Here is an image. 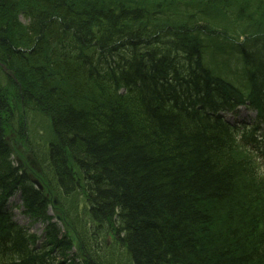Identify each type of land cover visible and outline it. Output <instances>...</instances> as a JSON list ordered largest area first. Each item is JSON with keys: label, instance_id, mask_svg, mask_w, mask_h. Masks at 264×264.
I'll return each instance as SVG.
<instances>
[{"label": "trees", "instance_id": "trees-1", "mask_svg": "<svg viewBox=\"0 0 264 264\" xmlns=\"http://www.w3.org/2000/svg\"><path fill=\"white\" fill-rule=\"evenodd\" d=\"M3 3L0 0V37L8 39L22 62L12 71L17 80L10 78L16 98L7 89L0 91V120L13 122L23 104L52 119L57 136L53 147L69 141L87 164L81 163V170L73 169L70 175L63 170V156L51 159L48 171L61 189L71 192L88 172L97 173L98 183L91 185L90 194L75 191L85 196L91 222L97 225L85 244L89 256L97 258V264L107 262L99 237L113 231L138 264H264V176L253 154L242 150L222 121L198 116L205 105L246 100L264 121V52L252 48L255 38L251 37L264 33V0ZM92 24L101 28L97 37L90 36ZM64 36L71 41L73 66L61 57ZM178 39H186L190 51L183 54ZM116 43L128 59L122 58L118 69L136 58L143 66L142 56L156 48L175 62L169 75L185 69L183 87L201 75L205 83L209 80L212 92L195 81L207 89L196 91L197 97L194 92L177 98L167 108L168 116H154L151 122L141 111L142 93L123 85L127 90L119 93L116 101L121 107L115 110L112 91L91 83L89 64L96 63L97 46ZM259 44H264V37ZM231 57H236V64ZM4 63L10 66L9 59ZM24 69L27 86L19 89L18 77L24 79ZM101 74L105 78L108 73ZM188 127L204 132L194 134ZM256 155L264 158V148ZM233 199L239 201L237 209ZM247 202L257 216L258 236L238 239L236 214ZM95 207L105 214H98ZM110 211L129 227L126 236L120 219H107ZM245 232L246 227L239 235Z\"/></svg>", "mask_w": 264, "mask_h": 264}, {"label": "bare ground", "instance_id": "bare-ground-1", "mask_svg": "<svg viewBox=\"0 0 264 264\" xmlns=\"http://www.w3.org/2000/svg\"><path fill=\"white\" fill-rule=\"evenodd\" d=\"M4 1L3 5H6L14 0H1ZM99 12V11H98ZM101 28L96 27L92 24L90 36H99V30ZM65 42L63 53L61 56L63 60L73 66V62L70 60L73 57L72 53L73 50L70 48L71 41L68 37H63ZM7 44V45H6ZM63 45V44H62ZM117 45V43H116ZM0 62H4V60H10V66L8 67L9 73L4 75L5 80L11 84L10 78L13 80H17L14 76L16 65L18 62H22L21 56H14V48L8 42V39L0 37ZM7 46V48H6ZM109 46V45H108ZM114 47L110 45L108 48ZM113 53H108V58L113 61L115 64L112 65V72H109L105 78H103L99 71V64L98 63H90L89 70L91 74V83L93 82L95 88H104L107 86L111 91V102L114 104V109L117 110L121 107V103L116 101V98L119 99V89L124 85L128 86L132 91L141 92L142 97L144 99V105L142 106L143 109L141 110L144 115H146L149 120L152 122L154 116L160 115L168 116L167 108L170 106L172 102H174L177 98H186L192 95L196 91L209 89L211 91V86L209 80H203L201 75L198 77H194L193 82L189 80L190 85L187 87L182 86V79L185 78L186 71L184 68L178 69L174 75H169L172 69L175 68V62L170 60L167 57H163V55L156 49L152 48L148 53H145L142 57H144L145 63H148L149 66L145 67V63L142 66V62L131 61L125 65V67H119L121 70L120 73H115L118 70L117 64H121L120 62L116 63L113 60ZM113 55V56H112ZM123 64V63H122ZM152 65V69L150 71V66ZM13 71V72H12ZM24 79L18 77V88L23 89L27 86V81L25 80L26 70L24 69ZM147 73V74H146ZM90 80V79H89ZM117 81V84H116ZM120 81V85L118 84ZM166 81V84H165ZM195 81H199L201 83H205L206 87L203 84L196 83ZM88 89V88H87ZM84 89L83 93L86 95L88 90ZM97 93L94 88L90 87V91ZM212 92V91H211ZM88 97V96H87ZM89 98L92 100H97L95 97L89 94ZM0 101H3V98L0 96ZM13 109V107H12ZM159 112V113H157ZM110 115H113L112 112L109 111ZM17 118V116H16ZM170 118V117H168ZM160 120V119H159ZM172 121V119H170ZM178 121L177 119H175ZM158 119L155 121L157 123ZM174 121V120H173ZM175 122V121H174ZM1 125V120H0ZM185 125V124H184ZM191 133L198 134L204 131H200L191 127H188ZM208 134V132H205ZM0 147H4L2 141V135H0ZM65 159V166L63 168L66 174H72L73 169L77 166H80L81 163L87 166L86 162L83 160V157L80 155L78 151L70 144L69 141L64 144L63 142L58 143L53 147L49 154V158L55 159L59 158ZM4 157V156H0ZM5 158V157H4ZM49 160V161H50ZM73 164V167L70 166ZM0 165L3 167H7L3 163L0 162ZM92 167V166H91ZM86 179L84 181H80V184L74 186L72 191L79 190L86 194L91 193V185H96L98 183V175L95 171H90L87 173ZM72 184V183H71ZM236 184V183H235ZM231 190H233L231 188ZM245 207H243L242 212L236 214V222L239 225L240 230L235 229V236L240 239L242 237L250 238L249 235H252L253 239L258 236V228H257V216L253 215L250 212V204L244 203ZM232 206L237 209L239 206L238 199H233ZM97 213L105 214L101 212L98 207H95ZM231 210V209H230ZM113 214H108V220L120 219V225L123 230L124 236H126V232H129V227L125 225L122 221L123 218L117 215V212L110 211ZM9 213L8 207L5 202H0V238L4 241L2 243L3 250L5 252L6 258L1 261V264H14L12 257L14 254V249L11 247L13 244L20 245L23 249L28 252L38 254L42 256L44 259L41 264H71L69 261L70 253L68 248L70 247V243L61 235L59 234L56 229L49 224V230H47L46 235L44 238H39L33 233L22 232L20 234L15 235L12 239H8L11 235L16 234V230L14 227L8 225L2 218V216H6ZM206 230H209L211 227V220L206 219ZM176 227V226H175ZM247 228L248 234L245 232L244 236L239 235L240 231L243 228ZM185 229V228H184ZM119 230V229H118ZM189 239H191V235H188ZM130 243V237H126ZM195 238L193 237L192 240ZM251 239V238H250ZM90 252V250H89ZM255 254V253H254ZM33 260H36V256H32ZM98 259L93 257L91 262L87 264H97ZM118 264H138L134 256L130 252L122 251V254L119 257Z\"/></svg>", "mask_w": 264, "mask_h": 264}, {"label": "rangeland", "instance_id": "rangeland-1", "mask_svg": "<svg viewBox=\"0 0 264 264\" xmlns=\"http://www.w3.org/2000/svg\"><path fill=\"white\" fill-rule=\"evenodd\" d=\"M30 123H32V124H34V126H36V125H38L39 123H45L46 122V120L44 119H42L40 116H35V115H31L30 116V121H29ZM108 241H109V244L110 243H112L113 242V239L110 237L109 239H108ZM110 252H112V247H110ZM113 254H114V256L119 260V257H120V255L122 254V252L120 251V250H115V251H113Z\"/></svg>", "mask_w": 264, "mask_h": 264}]
</instances>
